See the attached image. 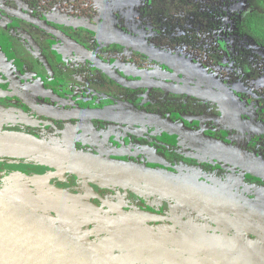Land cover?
<instances>
[{
    "label": "flooded vegetation",
    "instance_id": "flooded-vegetation-1",
    "mask_svg": "<svg viewBox=\"0 0 264 264\" xmlns=\"http://www.w3.org/2000/svg\"><path fill=\"white\" fill-rule=\"evenodd\" d=\"M27 1L24 2L26 4V7H24L21 4L13 6L8 3L10 1L0 0V55L19 78L24 95L39 106L53 109L77 110L100 108L109 113L112 119L67 120L62 121L64 122L63 125L54 127L50 124V121L53 119L31 111L16 96V90L10 86L11 81L7 71L0 62V87L10 93V100L7 102L9 106L23 108L27 112L37 115L39 120L42 121L40 123L42 128L46 124L53 131H57L61 126L62 129L69 126L66 129L67 131L71 129L77 131L79 136L72 135L65 130L66 134L64 135L66 137H74L72 138L74 140L66 142L65 146L101 154L125 162L136 163L149 168L161 169L177 176L205 181L244 194L264 207V189L262 191L261 188V186H264V180L242 168L241 170L236 166L237 163H234L226 155L218 153L210 147L191 142L189 139L175 134L172 130L150 119L152 117L154 119L159 117L178 122L201 131L206 135L232 143L264 159V48H256L249 40L247 43L241 40V34L251 25L247 15L252 12L245 13L238 19L234 12L233 3L240 0H139V6L136 10L134 9L135 15H132V12L128 8L134 0H116L117 6L115 7L113 6L114 3L110 0H96L97 21H94V17H90L87 11L90 2L85 7L82 1L81 4L79 3L77 10L72 9L70 11L73 14L70 17L74 19L72 18L70 21L69 17L67 18L68 22L65 21L66 23L57 22L53 18L52 14L54 10L51 9L50 5H47L48 1L45 2V5H42L43 8L45 7L44 10H42L43 8L39 9L33 6L35 5V1L38 4L42 0ZM15 2L17 1L15 0ZM101 2L105 4V7L101 6ZM121 6L122 8H128V10L126 12L122 11V13L118 10ZM82 8L88 13L82 11ZM29 18L46 21L58 30L63 31L70 38L93 51L110 64L118 74L133 81L162 82L173 87H190L209 91L219 90L217 85L213 84V81L201 77L202 73H204V75L213 76L216 78V81L228 86L234 95L238 97L237 99L241 101L240 95L234 91L233 84L234 86H239L240 90H243L246 87L250 88L252 83L254 84L255 80L259 78V107H254L252 110L253 118L257 121L259 120V128L244 131L231 128L224 118L221 108L207 99L185 93L170 92L158 87L124 88L117 85L90 64L91 68L88 67L89 69L85 72L86 65L84 63L71 64L66 58L65 61H62L57 54L59 51L55 43L57 39L25 20ZM91 24L97 26V29L100 30L104 37H109L110 32L113 31L124 32L133 38L132 42L134 45H147L155 48L170 58L174 57L173 59L176 62L178 60L175 57L179 56L185 62L184 64H186L187 68L196 67L202 73H195L193 75L194 72H191L193 73L192 76H188L181 72L180 67L183 65L181 66L179 62V66L175 65V61H170L168 65L155 61L129 46L115 43L104 44L103 41L100 42L98 40L99 37L95 32L85 27V25H88V27L92 26ZM135 25H137L136 28ZM138 28L142 29L141 32L138 31ZM152 35V41H150L148 36ZM211 38L223 39L229 45L236 48L235 52L227 58L228 65L230 66L228 67L234 72L230 78H226L214 71V64L222 61L223 56L220 52L217 53L214 50L215 48L212 49L208 46L206 41L211 40ZM160 39H165L167 46L163 47V44L158 42ZM94 47H97V49ZM67 48L69 49V47ZM202 56L207 59L205 61L201 60ZM129 57L134 59L136 65L144 67L143 71L145 72L149 71V69L151 70V66L153 65L149 63L154 62L160 65H157V67L162 71H166L165 73L167 74L156 77L154 74L148 76V73H144L142 78L137 79L136 77L123 74L109 60L112 58L127 60ZM48 70L54 76L49 75ZM86 74L88 82L97 87L98 90L102 88L117 89L127 105L124 104L125 106L121 105V108H117L114 105L117 98L111 99L112 95L108 99L100 91L96 92L85 89L84 86H78L74 83L72 76L81 75L85 77ZM238 79L239 82H236ZM240 92L245 94L246 91ZM57 105L62 106V108H57ZM237 108L241 119L254 126V124L247 120L242 106L240 105ZM214 118H216V121H213ZM104 122H109V124L117 127L121 126L120 132L115 131L112 127L108 128L110 125H102ZM121 129L125 130V132H122ZM98 131L109 134L107 142L104 143L106 150L102 151L99 149V151L97 148ZM251 131L257 132L253 133ZM85 134H89L91 137L86 143L81 141ZM86 144L88 147H84ZM255 144L259 145V154L251 150V147ZM248 145L251 147L248 148ZM121 152L123 155H121ZM222 166H227L228 168L234 166L236 170L247 173L253 180V185L249 184L251 186L250 190L253 189L255 192L251 191L253 193L247 194L241 192L238 188H229L219 184V180L225 176L220 172ZM256 186H259V195L256 192ZM97 191L104 196L103 201L106 203L103 204L98 197H91L92 203L100 209L102 207H111L110 213L112 215L135 208L158 214L159 205H157L156 201L162 199L168 202L171 201L169 198H160L144 192L149 197V200L153 201L156 198L152 206H149V202L146 200L130 198L127 194L120 195L121 198L117 199L116 194L109 193L106 189L101 190L99 188ZM125 199L128 200L127 203L116 205L117 202H124ZM133 199L136 200L134 204H132ZM169 203L178 205L173 201ZM178 206L183 209L186 208L181 205ZM235 210H238V213L246 212L255 223L264 224V218L257 216L255 213L241 209ZM93 213L95 212H89L88 214ZM215 214L226 221L200 214L204 217V224L207 222L213 223V225L219 224L217 225L219 228L217 227L216 229L220 230H216L215 228L209 230L224 231L252 245V240H259L258 247L262 248L261 244H264V240L255 235V232L258 229L259 233H264L263 230L254 227L252 229L253 232H248L246 229L248 227H243L233 218H230L229 214L227 218L219 213L215 212ZM232 214L235 216V213H231L230 215ZM162 216H164L163 219L156 222H148V224L164 226L168 230L167 233L182 229L177 217L172 218L166 214ZM208 219H212L213 221H209ZM221 225H224V227ZM169 227H172V230ZM233 228L237 229L239 233L235 234L232 232ZM158 247L173 250L175 253L172 256L178 257L176 251L179 249L163 245L157 246L156 249ZM262 249L264 250V248ZM162 254L163 256L171 255L168 253Z\"/></svg>",
    "mask_w": 264,
    "mask_h": 264
},
{
    "label": "water",
    "instance_id": "water-1",
    "mask_svg": "<svg viewBox=\"0 0 264 264\" xmlns=\"http://www.w3.org/2000/svg\"><path fill=\"white\" fill-rule=\"evenodd\" d=\"M102 5L105 7L103 2H101ZM25 20L33 26L49 33L57 41L69 47L71 51L82 57L92 67L100 70L105 76L121 87L128 89L158 87L169 90L170 92L194 95L195 97L207 99L217 104L221 108L222 114L231 128L242 131L258 128L241 119L237 108L241 105V102L231 89L223 83L214 81L215 83L213 82V84L217 85L219 90L209 91L190 87H173L162 82L133 81L118 74L110 64L105 62L93 51L79 44L63 31L58 30L46 21L36 18ZM85 27L95 32L99 37L98 40L100 42L103 41L104 44L115 43L129 46L155 61L168 65L170 61H175L173 59L174 57L170 58L155 48L147 45H134L132 42L133 38L124 32L113 31L110 32L109 37H104L100 30L97 29V26L92 25L88 27V25H85ZM175 58H177L176 60L181 65L186 66L181 57L178 56ZM0 62L7 71L11 81L10 86L16 90V96L31 111L59 121L112 119L109 113L100 108L59 110L35 104V102L24 95L22 92V83L9 65L5 63L1 55ZM178 62L175 61V65L179 66ZM185 68L180 67L181 72L192 76V73ZM222 87H225V89H222ZM150 119L172 130L175 134L189 139L191 142L210 147L216 152L226 155L234 163H237L236 166L240 169L242 168L247 172H251L264 180V159L252 152L172 120L159 117L155 119L152 117ZM38 155H41V157L39 158ZM82 155L103 159L107 162L100 163L98 161L88 160L82 157ZM2 156L24 158L45 166L56 167L50 160L53 157L68 163H75L78 165V168L82 167V169H85L88 167L111 172V175L113 174L114 176L117 174L122 175L124 178H129L132 183H127L121 179H114L111 175L102 178L107 182H114L135 188L143 193H150L160 198H169L176 204L184 206L194 212L226 221L224 218L216 215L215 212L209 211L205 207L208 206L207 203L191 198L185 193L177 189H172L165 184L185 185L198 189L210 188L223 194L243 199L252 209L249 212L264 218V207L244 194L205 181L177 176L161 169L149 168L101 154L79 150L65 145L53 144L46 140L43 141L33 134L0 129V157ZM90 175L97 179L99 178L93 170ZM94 212L90 215L88 212L74 222H67V227L60 226L59 224L62 221L53 220L42 215L25 202H22L16 197H10L0 190V264H111L105 258L90 251L72 237L70 231L80 226L91 224L97 225V228L101 232L109 231L114 218H120L130 224H148V222H156L164 218L162 215L136 208L121 211L117 215H104L103 213L105 211L100 208ZM56 221L58 222L57 224L55 223ZM202 225H191L189 228L182 227V229L176 232H166L160 235L154 243L157 246H169L183 250L186 254L195 255L201 261L196 264H203L209 260L218 264H264V250L261 247H256L247 241H242L240 238L231 236L224 231H211L207 226ZM148 226L151 228L161 227V225L149 224ZM255 235L264 240V233L256 231ZM149 257L152 259L149 261L150 264H192L186 259L172 255L163 256V254H159L156 256L149 255Z\"/></svg>",
    "mask_w": 264,
    "mask_h": 264
},
{
    "label": "rangeland",
    "instance_id": "rangeland-1",
    "mask_svg": "<svg viewBox=\"0 0 264 264\" xmlns=\"http://www.w3.org/2000/svg\"><path fill=\"white\" fill-rule=\"evenodd\" d=\"M10 1L8 3L12 4L13 6L17 4L24 5L26 7V4L24 2H28L27 0H7ZM48 1L47 5H50L51 9L54 10L53 12V18L57 22H65L67 21V18L70 16H73L70 11L72 9L77 10L79 8V3L81 4L82 1L84 2V6L86 7V4L90 2L89 7L87 8V11L89 12L90 17H94V21H97V3L96 0H42L37 4L35 1L34 7H38L39 9L43 8L42 5H45V2ZM113 2V6H117L116 0H110ZM140 2L139 0H134L131 4L130 11L132 12V15H135V11L137 7L139 6ZM81 6V5H80ZM234 12L236 13L238 19H240L245 13L253 12L257 13H264V6L261 7L259 5L258 0H240L238 2L233 3ZM99 8V7H98ZM128 8H118V10L125 11L128 10ZM21 9V8H19ZM25 9V8H24ZM45 7L42 9L44 10ZM82 11L87 12L86 10ZM87 12V13H88ZM74 13V12H73ZM76 13V12H75ZM103 14V12H101ZM123 13V12H122ZM69 15V16H67ZM75 15V14H74ZM85 17V15H84ZM73 17H70V21ZM259 18V17H258ZM74 19V18H73ZM69 21V22H70ZM68 22V21H67ZM66 23V22H65ZM250 26L243 31L241 34V40L244 43H247L248 40L251 41V43L256 47H262L264 48V24H256L254 22H250ZM137 25H135V28ZM260 27V29H259ZM141 28H138V31L141 32ZM150 41H152V36H148ZM161 44H163V47L167 46L166 40H158ZM55 43L57 44L56 48L59 50L57 54L61 58L62 61H65V58L68 62L71 64L73 63H80L85 64V72L91 68L89 66V63L80 57L79 55L75 54L73 51L68 49L64 44L61 42L55 40ZM206 43L210 48H215L214 50L223 56V60L219 61L217 64H214V71L218 72V74L225 76L226 78H230L231 74L234 73L232 69H230L228 65V56L232 55L236 48H234L232 45H229L225 40L223 39H215L211 38V40H207ZM238 46V45H237ZM219 47V49H217ZM221 47L223 48L221 50ZM97 49V47H94ZM234 49V50H233ZM61 51V52H60ZM60 52V53H59ZM207 57V56H206ZM201 60H206L204 56L200 58ZM209 59V58H208ZM110 63L115 66L117 69H119L123 74L127 76H132L138 78H142L144 73H148L150 75L154 76H165L166 71H162L160 68L157 67L158 64L151 62L149 64L153 65L151 66V70L149 71H143L145 68L140 67L139 65H136L134 63V59L129 57L127 60L123 59H109ZM208 62V61H207ZM160 66V65H158ZM229 66V67H228ZM89 67V68H88ZM49 71V75L54 76V74H51L52 72ZM164 73V74H162ZM161 74V75H160ZM193 74V73H192ZM195 74V73H194ZM204 74V73H203ZM205 79L209 81H216L213 76L210 75H202ZM201 76V77H202ZM154 77V78H156ZM60 78V77H59ZM74 79V83L78 86H84L85 89H90L96 92H99L104 94L106 98L115 99L116 101V107L121 108V105H127L126 102L121 98V95L119 94L117 89L114 88H102L97 89V87L93 86L91 83L87 80V74L85 77L81 75H74L72 76ZM234 82V81H233ZM239 82V79L236 81ZM233 88L236 94H239L241 97V106L242 110L249 122L254 124V126L259 128V120L253 118L252 116V110L254 107H259V78L255 80V83L249 87H246L243 90H240L239 86H234ZM222 89H225V87H222ZM246 91L245 94L240 91ZM243 95V96H242ZM10 93L5 91L4 88L0 87V129L9 130V131H17V132H23L28 134L36 135L39 139L43 141H49L53 144L58 145H64L66 142L72 141L74 137L64 135L66 134L65 129H62V126L57 130L53 131L48 125H44V128L40 126V123L42 122L39 120L37 115H33V113L27 112L23 108H16L13 106H9L7 102L10 100ZM238 98V97H237ZM124 105V106H125ZM135 107V106H134ZM57 108H62V106L57 105ZM213 121H216V118H214ZM64 122L62 121H55L51 120L50 124L54 127L63 125ZM102 125L108 126V128L112 127L115 131L120 132L121 126H113V124H109L104 122ZM46 127V128H45ZM107 130L109 131V129ZM122 132L125 130L121 129ZM67 131V130H66ZM68 133L72 135L79 136L78 132L74 129H71L67 131ZM127 132V131H126ZM251 132H257V131H251ZM126 134V133H125ZM78 138V137H77ZM90 135L85 134L83 138L81 139L82 142H88L90 140ZM109 138V134L106 132L98 131L97 132V148L98 150H106L104 143L107 142ZM103 145L101 146V144ZM88 145L86 144V146ZM99 150V151H100ZM121 155L123 153L121 152ZM40 158L41 155H38ZM34 159V158H33ZM51 162L56 167H49L45 166L43 164H39L37 162H32L30 160H8L4 158H0V174L2 176V182H0V190L1 192L8 194L10 197H16L22 202H25L29 206H31L35 211L39 212L42 215H45L53 220L62 221L60 222V226H68V223L74 222L77 219H80L84 215H86L88 212H94L97 210L98 206L94 205L92 203V198H97L101 200L103 204L104 202L102 194H100L97 189H106L109 191V193L116 194L117 199L121 198L120 195H128L130 198H136V199H144L147 202H149V206H152L155 200H149V197H147V194L143 193L140 190H137L135 188H130L125 185H120L118 183L114 182H107L103 180L102 177H106L111 175V172L103 171L100 169H94V168H88L85 169L78 168V165L75 163H68L64 160L53 158L51 157ZM93 172L100 178H96L94 176H91ZM221 174L225 175L219 180V184L225 187L229 188H238L241 192L244 193H253L255 191L250 190L251 185H253V180L251 177L247 175V173H242L241 171L236 170V167L228 168L227 166H222L220 170ZM114 179H121L125 182H131L129 178H124L122 175H111ZM119 177V178H118ZM132 183V182H131ZM257 185V182H256ZM256 192L259 195V186H256ZM262 191L264 189V186H261ZM253 191V192H251ZM264 193V192H263ZM154 198V197H153ZM159 200V199H158ZM134 200L132 201V204H134ZM116 202V201H115ZM128 200H124L121 203L117 202L116 205L127 203ZM158 206V214L159 215H167L173 217H177L179 220V224L184 228H189L191 225H197V226H203L202 224L204 221V217L198 213H195L187 208L179 207L178 205H174L172 203H169L171 201L166 200H159L156 201ZM115 205V204H114ZM115 207V206H114ZM156 207V205H155ZM118 208V207H117ZM207 208V207H206ZM210 208V207H209ZM105 212L104 215H111L110 208H101ZM210 210V209H209ZM227 215L229 214L230 218H233V214L235 211L238 210H227ZM231 211V212H230ZM212 212H215L212 211ZM242 216L244 217L245 222L251 224V225H259L258 223H255L253 220L249 218V216L246 214V212H241ZM224 216V215H223ZM227 218V216H224ZM234 216V219H236ZM209 220V219H208ZM55 222L56 224L58 222ZM207 221V219H205ZM209 221H213L210 219ZM68 222V223H67ZM238 222V221H237ZM240 223L243 227H245L241 222ZM205 226H207L209 229L211 228H219L218 223L213 225V223H205ZM213 225V226H212ZM224 227V225H221ZM226 226V225H225ZM151 229L156 231V234L151 235L146 233V229ZM174 227V226H172ZM172 227L169 229L172 230ZM264 227V225H263ZM146 229V230H143ZM115 229V230H112ZM118 227L111 226L109 231H99L97 228V225H83L79 228L70 231V235L74 237L77 241H79L81 244H83L86 248H88L90 251L95 252L99 256L105 258L109 263L111 264H150L149 261L152 259L149 257V255H159L162 253H168L173 254L175 253L172 250H167V248H161L157 247V245L154 243L156 239L160 235H163L162 232H166V229L161 227H149L147 223H137V224H130L128 230H116ZM248 232H253L251 228H246ZM220 230V229H216ZM258 231V230H257ZM232 232L235 234H238V230L233 228ZM114 233V234H111ZM153 234V233H152ZM254 246H259V240H252ZM152 244H151V243ZM150 243L151 245H149ZM264 243V242H263ZM262 248H264V244H261ZM154 249H156L154 252H152ZM152 252V253H151ZM151 253V254H150ZM176 255L178 257H181L183 259L188 260L192 264H196L201 262L199 258L192 254H186L183 252V250H177ZM218 264L214 263L213 261H205L203 264ZM103 264V263H101ZM221 264V263H219Z\"/></svg>",
    "mask_w": 264,
    "mask_h": 264
},
{
    "label": "bare ground",
    "instance_id": "bare-ground-1",
    "mask_svg": "<svg viewBox=\"0 0 264 264\" xmlns=\"http://www.w3.org/2000/svg\"><path fill=\"white\" fill-rule=\"evenodd\" d=\"M185 67L184 68L190 72L202 73L200 71V69H196V67H191V69L187 68V66H185ZM202 77L204 78V76H202ZM82 157H84L85 159H88V160L98 161L100 163L107 162L103 159L89 157L86 155H82ZM165 185L172 188V189H177V190L181 191L182 193H185L187 196H189L191 198L205 202L208 205H211L214 207L233 208V209H242L245 211H252V209L243 201V199H241L239 197L232 196V195L223 194V193H221L217 190H214V189H210V188L198 189V188L188 187L185 185L169 184V183H166ZM111 225L118 227V229H116L117 231L118 230L125 231V230L129 229L130 223H127L120 218H114ZM146 229H147V227H146ZM145 232L148 234H151V235L156 234V231L153 230V232H152L151 229H147ZM166 232H162V234H164Z\"/></svg>",
    "mask_w": 264,
    "mask_h": 264
},
{
    "label": "trees",
    "instance_id": "trees-1",
    "mask_svg": "<svg viewBox=\"0 0 264 264\" xmlns=\"http://www.w3.org/2000/svg\"><path fill=\"white\" fill-rule=\"evenodd\" d=\"M259 5L261 7L264 6V0H259ZM247 17L249 18L250 22H254L255 25L256 24H264V13H259V15L257 13L252 12L251 14H248ZM259 17V18H258ZM260 29V27H259ZM251 147L250 145H248V148ZM251 150H253L255 153L259 154V145L255 144L253 147H251ZM0 158H4V159H8V160H26L24 158H14V157H7V156H2ZM33 162V160H30ZM0 182H2V176L0 174Z\"/></svg>",
    "mask_w": 264,
    "mask_h": 264
},
{
    "label": "crops",
    "instance_id": "crops-1",
    "mask_svg": "<svg viewBox=\"0 0 264 264\" xmlns=\"http://www.w3.org/2000/svg\"><path fill=\"white\" fill-rule=\"evenodd\" d=\"M205 207H207V209H210L209 211H214L215 210L216 213H219V214L224 215V216H227V212H228L227 210H230V209L235 210L233 208H220V207H214V206H210V205L205 206ZM235 216H237V217H235L236 219H234V216H233V219L235 221L241 222L245 227H248V228H251V229H253L254 227H257V228H260L261 230L264 231V227H263L264 224L259 223V225H251V224L245 222L244 217L242 216V213H238L237 211H235ZM143 230H145V229L143 228ZM149 245H151V244H149Z\"/></svg>",
    "mask_w": 264,
    "mask_h": 264
}]
</instances>
